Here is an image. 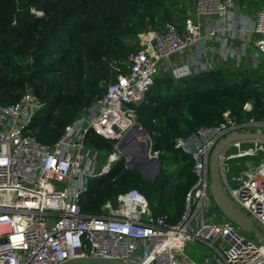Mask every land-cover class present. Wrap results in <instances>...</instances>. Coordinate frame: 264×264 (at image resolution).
I'll return each instance as SVG.
<instances>
[{
    "label": "built area",
    "instance_id": "obj_1",
    "mask_svg": "<svg viewBox=\"0 0 264 264\" xmlns=\"http://www.w3.org/2000/svg\"><path fill=\"white\" fill-rule=\"evenodd\" d=\"M235 3L195 0L181 22H165L140 33L139 50L123 62L109 63L112 78L103 81V95L52 145L40 143L30 132L29 124L42 105L34 93L27 90L18 102L0 104V264H63L76 258L137 264H264V241L250 238L215 205L209 170L212 152L223 139L264 133V119L238 121L227 112L217 126L201 127L190 137L175 140L176 148L191 155L196 176L175 224L168 223L166 215L155 216L138 189L108 200L101 215L84 214L80 204L88 180L106 174L124 156L119 142L138 124L132 106L144 100L161 73L176 79L197 73L189 58H176L193 52V64L201 63L208 56V43L230 31L226 22ZM216 19L224 25H217ZM237 30L248 32L244 27ZM251 34L258 36L256 57L264 58V0ZM251 108L245 106L247 111ZM90 131L115 140L113 151L105 156L88 145ZM256 155L263 156L258 167L253 161L224 164ZM97 157L105 161L101 169L96 167ZM219 163L228 196L264 233V139L230 142ZM194 242L210 252L201 262L186 253Z\"/></svg>",
    "mask_w": 264,
    "mask_h": 264
},
{
    "label": "trees",
    "instance_id": "obj_2",
    "mask_svg": "<svg viewBox=\"0 0 264 264\" xmlns=\"http://www.w3.org/2000/svg\"><path fill=\"white\" fill-rule=\"evenodd\" d=\"M38 1L0 0V104L34 93L42 105L29 129L46 145L103 95V81L112 78L109 63L139 50L140 33L184 19L182 0H46L41 15L34 12ZM132 107L151 137L152 154L162 161L160 172L145 180L120 156L106 174L88 180L82 212L101 215L108 200L138 189L155 216L175 224L196 182L192 157L175 140L217 126L227 112L238 121L264 119V78L222 67L181 79L161 73ZM87 143L107 156L116 141L90 131Z\"/></svg>",
    "mask_w": 264,
    "mask_h": 264
},
{
    "label": "water",
    "instance_id": "obj_3",
    "mask_svg": "<svg viewBox=\"0 0 264 264\" xmlns=\"http://www.w3.org/2000/svg\"><path fill=\"white\" fill-rule=\"evenodd\" d=\"M46 0H39L34 5V12L38 15L42 14V8ZM31 58V55H28ZM139 135L137 138H147V152L142 154L141 148L138 147L135 154H129L125 145L126 142ZM264 139V133H239L229 136L223 139L213 150L211 155V162L209 166L211 184L210 193L215 202L217 208L222 214L230 221L240 227L245 233L253 234L264 241V233L255 225L253 220L249 218L242 210H240L228 196L220 176L219 170V157L222 150L232 141L241 139ZM140 145V143H139ZM140 149V151H139ZM119 150L126 157V166L128 170L135 173H141L145 180H154L160 172L162 161L157 155H152V140L146 130H144L139 124H136L133 129L125 134L123 139L119 142ZM263 159L262 155L256 156H241L226 160L224 164L233 165L236 163H244L253 161L254 166L258 167ZM63 264H137L126 263L121 260H115L110 258H76L69 260Z\"/></svg>",
    "mask_w": 264,
    "mask_h": 264
},
{
    "label": "rangeland",
    "instance_id": "obj_4",
    "mask_svg": "<svg viewBox=\"0 0 264 264\" xmlns=\"http://www.w3.org/2000/svg\"><path fill=\"white\" fill-rule=\"evenodd\" d=\"M260 1L261 0H245L241 2L240 0L237 1L236 5L238 9L249 13L250 15H254L257 10L260 9ZM195 0H182V8H184V16L187 12L193 9ZM35 11V10H34ZM36 13V12H35ZM235 36V35H234ZM222 36L219 35L217 38L210 41L207 45L209 48L208 56L201 61V63L193 64L192 54L193 52H189L184 54L182 57L188 60H191V67L193 69L201 70L202 68H218L222 67L228 70H234L235 72H245L248 74L253 75L256 79L263 81V74H264V59L263 57L259 58V63L256 62L254 56H252L251 52L247 51V49H240V54L236 50H231L230 48L227 49L226 46L224 47L222 43ZM179 56L176 60H179ZM211 67H209V66ZM85 113V112H84ZM83 113V114H84ZM88 114V111L86 112ZM102 155H105L103 152ZM154 155V154H152ZM105 158V157H104ZM95 159V158H93ZM100 163L97 164V168L101 169L104 165L105 161H102L101 157H97ZM88 165L84 166L83 169L87 168ZM250 238H253L255 241L258 239L253 236V234L248 235ZM186 253L189 254L193 259L197 262H201L205 255H209L210 252L208 249H203L199 242L189 243L186 247Z\"/></svg>",
    "mask_w": 264,
    "mask_h": 264
},
{
    "label": "crops",
    "instance_id": "obj_5",
    "mask_svg": "<svg viewBox=\"0 0 264 264\" xmlns=\"http://www.w3.org/2000/svg\"><path fill=\"white\" fill-rule=\"evenodd\" d=\"M238 0H236L237 3ZM234 5V7L231 9L229 17L227 19V26L230 28V31L225 32L222 35V43L224 45V47L226 46L227 49H231L236 50L239 52L240 54V49H247V51L251 52L252 56H254L255 60L257 63H259V58L260 57H256V49H255V44L256 41L258 39V36L251 34L249 35L250 30H253L254 26H255V19H256V13L252 16L249 13L247 14L246 12L242 11L241 9H238V6ZM260 6H261V1H260ZM259 6V7H260ZM217 25L219 26H223L224 25V21L222 19H216ZM240 27H244L248 30V32L243 35V33L238 32L237 29H239ZM235 35V36H234ZM185 60L184 57H180L179 60ZM264 59V58H263ZM215 68H208V69H201L198 70V72L200 71H207V70H212ZM193 71H196L195 69H193ZM105 159V158H104Z\"/></svg>",
    "mask_w": 264,
    "mask_h": 264
},
{
    "label": "bare ground",
    "instance_id": "obj_6",
    "mask_svg": "<svg viewBox=\"0 0 264 264\" xmlns=\"http://www.w3.org/2000/svg\"><path fill=\"white\" fill-rule=\"evenodd\" d=\"M139 135L137 136H134L133 138H130L127 142H126V145H125V148L127 150V152H129V154H135L136 153V150L139 148H141V152L142 154L146 153L147 152V138L144 136V137H141V138H137ZM140 143V145H139ZM140 151V149H139Z\"/></svg>",
    "mask_w": 264,
    "mask_h": 264
}]
</instances>
